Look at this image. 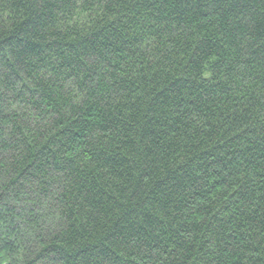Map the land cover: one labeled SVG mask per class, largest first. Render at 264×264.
<instances>
[{
	"label": "trees",
	"instance_id": "trees-1",
	"mask_svg": "<svg viewBox=\"0 0 264 264\" xmlns=\"http://www.w3.org/2000/svg\"><path fill=\"white\" fill-rule=\"evenodd\" d=\"M0 264H264V0H0Z\"/></svg>",
	"mask_w": 264,
	"mask_h": 264
}]
</instances>
